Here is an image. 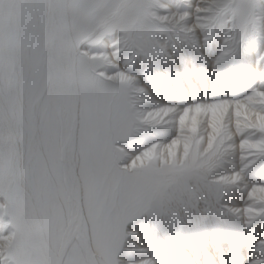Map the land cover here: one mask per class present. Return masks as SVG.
Returning a JSON list of instances; mask_svg holds the SVG:
<instances>
[{
	"label": "snow or ice",
	"instance_id": "obj_1",
	"mask_svg": "<svg viewBox=\"0 0 264 264\" xmlns=\"http://www.w3.org/2000/svg\"><path fill=\"white\" fill-rule=\"evenodd\" d=\"M0 264H264V0H0Z\"/></svg>",
	"mask_w": 264,
	"mask_h": 264
}]
</instances>
